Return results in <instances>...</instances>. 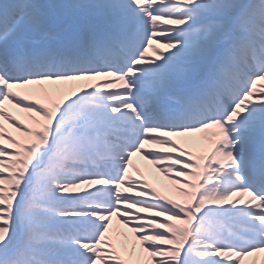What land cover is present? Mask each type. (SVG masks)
<instances>
[{
    "label": "snow or ice",
    "instance_id": "1",
    "mask_svg": "<svg viewBox=\"0 0 264 264\" xmlns=\"http://www.w3.org/2000/svg\"><path fill=\"white\" fill-rule=\"evenodd\" d=\"M261 257L264 0H0V264Z\"/></svg>",
    "mask_w": 264,
    "mask_h": 264
},
{
    "label": "bare ground",
    "instance_id": "2",
    "mask_svg": "<svg viewBox=\"0 0 264 264\" xmlns=\"http://www.w3.org/2000/svg\"><path fill=\"white\" fill-rule=\"evenodd\" d=\"M20 115L22 116L23 114H20ZM147 169L150 170V174L148 175V177L152 179L151 180L152 183H156V178H158L160 184H167V181L164 179L162 174L157 172L153 166L147 165ZM157 186L159 187L160 185L157 184ZM114 223H115V221H114ZM124 231H127V229H124ZM129 236H131V233H129ZM261 259L264 260V257H261Z\"/></svg>",
    "mask_w": 264,
    "mask_h": 264
},
{
    "label": "rangeland",
    "instance_id": "3",
    "mask_svg": "<svg viewBox=\"0 0 264 264\" xmlns=\"http://www.w3.org/2000/svg\"><path fill=\"white\" fill-rule=\"evenodd\" d=\"M138 160V161H137ZM134 164L140 166L142 169L146 168V166H144V162L139 160V158L136 157V159H134ZM150 182V181H149Z\"/></svg>",
    "mask_w": 264,
    "mask_h": 264
}]
</instances>
